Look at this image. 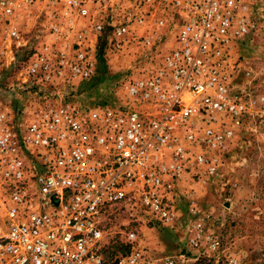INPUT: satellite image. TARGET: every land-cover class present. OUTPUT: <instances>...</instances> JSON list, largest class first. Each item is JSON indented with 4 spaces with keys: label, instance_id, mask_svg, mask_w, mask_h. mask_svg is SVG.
<instances>
[{
    "label": "built area",
    "instance_id": "2783aa9c",
    "mask_svg": "<svg viewBox=\"0 0 264 264\" xmlns=\"http://www.w3.org/2000/svg\"><path fill=\"white\" fill-rule=\"evenodd\" d=\"M88 1L65 3L85 17ZM258 1L180 0L175 46L154 72L127 83L125 104L84 110L54 102L14 129L0 98V264H108L91 243L116 205H139L160 222L172 220L173 182L190 168L213 174L217 157L210 152L220 151L233 126L252 117L251 97L231 89L227 59L254 28ZM13 8L0 0V19L9 20ZM103 28L92 25L95 32ZM127 32L125 25L113 30L118 42ZM94 72L85 49L67 56L46 44L24 68L36 87L86 81ZM260 101L263 116L264 93ZM114 264L183 262L134 252Z\"/></svg>",
    "mask_w": 264,
    "mask_h": 264
},
{
    "label": "rangeland",
    "instance_id": "374dc122",
    "mask_svg": "<svg viewBox=\"0 0 264 264\" xmlns=\"http://www.w3.org/2000/svg\"><path fill=\"white\" fill-rule=\"evenodd\" d=\"M10 1L12 16L0 19V98L14 129L54 102L84 110L125 104L127 83L157 69L175 46L182 21L180 0H89L85 17L68 9L65 0ZM251 13L254 28L227 59L231 89L251 97V119L235 124L220 151L210 152L217 157L213 174L195 167L173 182L169 222L156 220L139 205L108 209L91 243L108 264L134 252L183 264H264V0ZM96 22H102V31L92 29ZM118 25L128 28L124 42L113 34ZM12 29L16 34H10ZM43 44L67 56L85 49L94 74L86 81L56 79L34 86L24 68Z\"/></svg>",
    "mask_w": 264,
    "mask_h": 264
}]
</instances>
